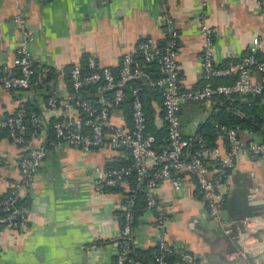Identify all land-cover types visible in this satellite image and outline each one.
Returning <instances> with one entry per match:
<instances>
[{"label": "crops", "instance_id": "obj_1", "mask_svg": "<svg viewBox=\"0 0 264 264\" xmlns=\"http://www.w3.org/2000/svg\"><path fill=\"white\" fill-rule=\"evenodd\" d=\"M17 13L26 17L28 33L33 37L28 44L35 61L50 65L52 73L44 89L32 86L13 91L0 86V118L14 114L20 100L36 107L44 121L40 138L48 151L28 194L32 210L27 227L0 225V264H115L123 226L122 206L129 190L125 185L98 190L95 168L130 159L128 151L108 146L83 150L67 143L53 149L52 123L62 111L61 107L49 108L47 97L63 98L74 92L71 69L76 63L82 65L84 55L94 57L98 66L109 65L118 71L124 56L137 53L146 37L164 44L169 36V19L179 32L181 87L204 85L208 81L203 71L201 15L214 28V61L225 65L243 57L252 38L264 33L263 9L258 0H0L2 73L14 68L16 48L24 42L14 21ZM261 76L259 70H252L254 81ZM99 93L94 86L79 95L99 103ZM149 95L156 110V125L166 126L161 93ZM223 104L219 97L184 103L180 117L185 134H199L204 139L201 125ZM130 111L124 107L112 109L113 121L131 125ZM240 134L246 141L264 139L249 128H241ZM216 141L225 152V138L218 136ZM22 151L7 130L0 134V198L11 191L20 176L18 160ZM207 161L215 169L213 154L207 156ZM223 190V212L235 226L247 215L264 214V203H258L264 200V155L239 152ZM155 191L167 210L168 241L196 253L198 264H240L242 259L230 258L239 244L211 220L195 177L185 175L179 189L170 179H164ZM144 204L135 214L133 240L135 247L149 249L157 245L161 231L155 210ZM259 235L262 246L250 253L246 264H264V229ZM152 262L134 259L128 264ZM171 264L190 263L173 258Z\"/></svg>", "mask_w": 264, "mask_h": 264}, {"label": "built area", "instance_id": "obj_2", "mask_svg": "<svg viewBox=\"0 0 264 264\" xmlns=\"http://www.w3.org/2000/svg\"><path fill=\"white\" fill-rule=\"evenodd\" d=\"M264 13V0H258ZM14 21L19 25L24 38L16 48L14 68L0 72V86L9 90L26 89L38 86L44 89L50 80L52 67L36 62L29 47L27 20L17 13ZM203 33V71L208 81L204 85L183 88L180 84L178 61L179 32L169 19L168 33L164 45L152 37H146L138 45L137 53H127L116 72L111 66H98L96 59H88L90 71L85 72L80 63L71 69L74 92L60 98L50 95L46 99L49 108L61 107L62 116L52 123L54 137L50 140L53 149L63 143L90 150L94 147L108 146L126 150L132 157L131 163L114 167H96V187L105 189L127 186L128 193L122 206L123 226L121 242L117 251V264L134 261L129 256L132 247L135 222V191L142 189L146 205L156 212L157 226L161 237L157 242L158 250L155 264H171L172 258L198 264L199 257L185 246L174 245L165 237L167 210L156 195V189L164 179H170L179 189L185 175L196 178L203 198L208 206L212 221L219 223L224 232L232 236L239 247L230 253L231 259H247L262 246L259 233L264 229V214L247 215L241 224H235L224 215L226 201L223 185L235 165L237 154L246 151L251 155H264L263 140H244L237 126L215 123L218 136L226 140L227 148L222 152L219 145L200 143L192 147L194 136L185 134L180 117L181 106L189 101L211 100L219 95L264 93V33L252 38L247 53L238 60L218 65L214 61V28L201 15ZM139 53V54H138ZM142 56V59L139 56ZM157 61L159 74L151 76L146 63ZM261 72V79L254 81L252 70ZM149 75V76H148ZM145 77L143 83L131 88L132 124L116 123L112 119V109H121L127 95V86L134 79ZM232 78V81L213 83L216 78ZM89 85H97L100 101L94 103L80 97V91ZM159 89L162 96L163 118L168 130V143L159 149L157 136L148 131L147 114L142 96L143 86ZM77 112H75V111ZM44 126L42 114L30 109L20 100L16 112L5 119L0 118V134L7 130L12 142L23 147L18 160L20 176L14 181L11 191L0 199V225L21 229L30 222L31 206L23 203L32 188L37 173L47 155L48 148L40 138ZM216 157L217 166L212 169L207 156Z\"/></svg>", "mask_w": 264, "mask_h": 264}, {"label": "trees", "instance_id": "obj_3", "mask_svg": "<svg viewBox=\"0 0 264 264\" xmlns=\"http://www.w3.org/2000/svg\"><path fill=\"white\" fill-rule=\"evenodd\" d=\"M159 44L161 45V43ZM88 57H89L88 55H84V57L82 58V67L85 72L90 71V68L88 67V59H89ZM139 58L142 59V56L140 55ZM146 69L148 71V74L151 76H157L159 74L158 63L155 60L147 62ZM145 79H146L145 77H142L140 79H134L127 86V95H126L125 100L122 102V107H124V109L128 111L131 110L130 108L131 101H132L131 88L137 84L143 83ZM222 81L229 82V81H232V78H228V80H224L223 78H216L213 80V83H218ZM94 86H97V85L86 86L81 91L86 90L90 87H94ZM36 88L40 89V87L38 86ZM159 91H160L159 89H154L147 85H144L142 96L144 99V104H145V109H146V114H147V126H148L147 129L148 131L154 132L156 134L157 136L156 146L159 149H161L164 146H166L168 143L167 125L165 124L166 126H163V127H158L156 125L155 123L156 110L152 104L151 97L149 95V94H152V95L156 94V96L160 95L161 92L159 93ZM216 97H219L221 100H223L224 104L222 105L220 110L213 111L212 114L208 117V119L201 125L200 131H202L204 139L202 138V139L196 140V137H194V140L192 142V147H197L199 146L200 143H205L207 145L217 144L216 139L218 137V134L215 131V126H214L215 123L237 126L239 127V129L249 128L254 131H257L258 133L262 134L264 137V101H263L264 93L234 94L231 96L219 95ZM161 101H162V98H161ZM27 105L30 109H35L38 111L36 107H31V105L29 104ZM128 156L130 157V159H127V160L121 159V160L112 162L108 164L109 165L108 167H114V166L131 163L132 157L129 153H128ZM113 188H117V187H113ZM113 188H109V189H113ZM6 195H4L3 197H5ZM135 198H136V206H135V214H136L141 208L145 206L144 203L146 202L145 195L142 189L135 191ZM22 202L29 204L28 196L25 199H23ZM157 250H158L157 245L154 248H149V249H140V248L135 247L134 245L129 253V256L133 257L134 259H137V260L139 259L147 263L148 261L151 260L153 261L152 264H155L154 257H155ZM114 261L116 262L114 263L117 264V255Z\"/></svg>", "mask_w": 264, "mask_h": 264}, {"label": "water", "instance_id": "obj_4", "mask_svg": "<svg viewBox=\"0 0 264 264\" xmlns=\"http://www.w3.org/2000/svg\"><path fill=\"white\" fill-rule=\"evenodd\" d=\"M200 139V135L199 134H196V140H199ZM258 203H264V200L258 202ZM246 261L247 259H242L240 264H246Z\"/></svg>", "mask_w": 264, "mask_h": 264}]
</instances>
